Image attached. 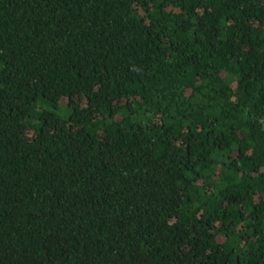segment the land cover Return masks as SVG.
Listing matches in <instances>:
<instances>
[{"label":"trees","instance_id":"obj_1","mask_svg":"<svg viewBox=\"0 0 264 264\" xmlns=\"http://www.w3.org/2000/svg\"><path fill=\"white\" fill-rule=\"evenodd\" d=\"M0 264H264V0H0Z\"/></svg>","mask_w":264,"mask_h":264}]
</instances>
